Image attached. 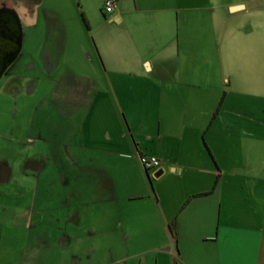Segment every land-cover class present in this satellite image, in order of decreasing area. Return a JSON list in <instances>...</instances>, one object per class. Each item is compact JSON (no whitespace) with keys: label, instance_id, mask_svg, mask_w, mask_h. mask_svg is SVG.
Returning <instances> with one entry per match:
<instances>
[{"label":"crops","instance_id":"1","mask_svg":"<svg viewBox=\"0 0 264 264\" xmlns=\"http://www.w3.org/2000/svg\"><path fill=\"white\" fill-rule=\"evenodd\" d=\"M22 1L40 66L82 23L99 59L25 77L52 83L60 140L54 169L40 152L0 170V264H264V0H73L70 20Z\"/></svg>","mask_w":264,"mask_h":264},{"label":"rangeland","instance_id":"2","mask_svg":"<svg viewBox=\"0 0 264 264\" xmlns=\"http://www.w3.org/2000/svg\"><path fill=\"white\" fill-rule=\"evenodd\" d=\"M2 5L13 8L17 12L24 39L19 56L0 78V170L10 159H15V170H20L26 155H36L40 152L49 157V165L54 169V150L60 138L54 135L58 116L53 112L54 103L49 100L51 97L49 88L52 83L38 84L37 90L29 92L25 77L49 74L58 78L72 71L83 75L94 73V64H97L99 56L95 47L93 48L91 35L85 30V23H82L84 30L82 38L74 35L73 29L70 30L72 45L77 42L80 48L71 50L67 58L48 72L45 67L40 66L39 44L44 39L43 26H39L36 30L27 26L24 16V8L27 6L24 1L0 0V6ZM51 5L62 8L69 20L75 14L76 3H73V0H46L43 7ZM69 27L74 28L73 24ZM32 46L35 49H32ZM33 57L37 61L36 67L30 66ZM86 96L90 99L92 94L87 92ZM87 103L88 100L82 105L78 104L81 112L86 108ZM40 128L42 129L41 135H39ZM28 135L29 141H27ZM0 187L4 188L5 184Z\"/></svg>","mask_w":264,"mask_h":264},{"label":"water","instance_id":"3","mask_svg":"<svg viewBox=\"0 0 264 264\" xmlns=\"http://www.w3.org/2000/svg\"><path fill=\"white\" fill-rule=\"evenodd\" d=\"M233 9L238 6H233ZM22 46V25L17 12L0 6V77L16 60Z\"/></svg>","mask_w":264,"mask_h":264},{"label":"built area","instance_id":"4","mask_svg":"<svg viewBox=\"0 0 264 264\" xmlns=\"http://www.w3.org/2000/svg\"><path fill=\"white\" fill-rule=\"evenodd\" d=\"M117 5V0H105L103 4L104 13H112ZM141 165L146 169L157 168L160 166V161L157 157L152 155L142 154L139 157Z\"/></svg>","mask_w":264,"mask_h":264}]
</instances>
